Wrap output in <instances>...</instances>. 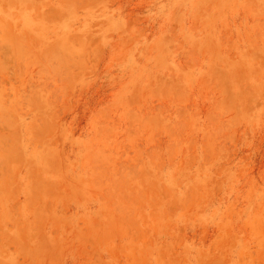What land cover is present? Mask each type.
Segmentation results:
<instances>
[{
  "label": "rangeland",
  "instance_id": "1",
  "mask_svg": "<svg viewBox=\"0 0 264 264\" xmlns=\"http://www.w3.org/2000/svg\"><path fill=\"white\" fill-rule=\"evenodd\" d=\"M0 264H264V0H0Z\"/></svg>",
  "mask_w": 264,
  "mask_h": 264
}]
</instances>
